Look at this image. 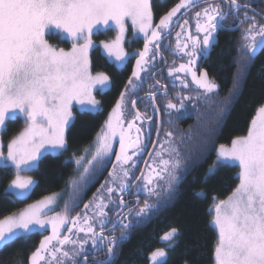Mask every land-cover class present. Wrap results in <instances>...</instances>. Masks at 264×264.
Returning a JSON list of instances; mask_svg holds the SVG:
<instances>
[{
    "label": "snow or ice",
    "instance_id": "snow-or-ice-1",
    "mask_svg": "<svg viewBox=\"0 0 264 264\" xmlns=\"http://www.w3.org/2000/svg\"><path fill=\"white\" fill-rule=\"evenodd\" d=\"M205 2L206 7L195 12L193 33L189 21L184 19L179 23L177 14L182 9L198 6L199 0H179L158 24L153 22L152 0H0V137L6 133L10 121L18 116L24 120L23 129L6 144L0 138V171H11L13 175L0 198L9 202L30 198L38 182L29 173L39 170L44 157L49 154L63 156L69 151L68 132L75 119L74 105L90 114L102 112L103 104L94 92L106 94L112 81L106 72L93 71L89 59V51L95 47L93 35L103 28L115 27V38L110 42L100 41V46L109 58L120 63L128 56L124 44L129 22L137 34H142L144 41L143 50L135 53L136 67L124 91L120 92L93 142L73 150L65 161L66 164L74 163L79 174L69 178L73 191H77L89 176L95 178V173L104 171L107 163L112 167L109 180L76 216L70 213L78 203L70 206L65 202L62 211H55L61 193L45 195L19 211L3 215L0 218V250L17 238L42 233L50 226V234L45 235L31 253L29 264H117V250L130 239L131 229L150 221L168 206L176 186L186 178L177 175L182 160L172 131L165 132L163 140L156 142L158 150L153 144V152L148 153L151 163L145 161L146 170H139V176L134 171L137 169L134 157L145 150L141 139L142 124L153 119L139 111L137 99H129L143 87L146 77L142 73L151 77L150 67L160 56L162 41L171 35L173 27H179L181 31L176 32L173 54L187 60L178 67L169 68L168 75L174 76L187 89L188 82L178 74H190L191 82L200 93L195 100L207 103L220 86L207 71L198 72V63L210 56L220 31L243 29L239 47L244 63L233 78L231 95L220 108L219 117L222 118L242 94L247 72L256 55L264 51V23L261 22L264 13L251 10L250 15L247 0L244 3L239 0ZM229 16L236 25L234 28H225ZM174 18H177L175 23ZM52 29L71 38L70 50L48 42L46 32ZM152 87L162 89L168 96L167 86L158 80ZM147 98L159 113L157 92L149 91ZM176 100L178 103L168 99L164 108L180 112L186 108V102L194 98L182 95ZM129 104L135 115L125 127L124 114ZM136 121H141V126H137ZM221 122L218 121L217 126ZM133 129L135 137L131 135ZM155 131L159 137L162 128L156 127ZM114 142H118L119 151L114 150ZM216 153V163L209 169L205 181L215 175L219 167L232 162L238 163L240 171L239 184L232 194L227 199L216 200L210 210L214 212L212 223L218 230L214 264H264V105L258 107L247 134L232 139L230 146L220 144ZM113 155L114 163L109 159ZM192 166L195 167V163ZM161 181L169 192L168 198L159 207L145 199L140 207L139 196H158ZM133 192L137 197L136 209L125 199V195L131 196ZM110 211L115 213V220L109 217ZM133 211L136 215L129 221ZM66 225H70L66 228L67 234ZM117 228L121 230L119 237L107 234L114 233ZM177 236L178 230L173 227L161 240L169 242L171 248ZM98 253H103L105 258L97 259ZM148 258L150 264H167L169 257L165 248H156Z\"/></svg>",
    "mask_w": 264,
    "mask_h": 264
},
{
    "label": "trees",
    "instance_id": "trees-1",
    "mask_svg": "<svg viewBox=\"0 0 264 264\" xmlns=\"http://www.w3.org/2000/svg\"><path fill=\"white\" fill-rule=\"evenodd\" d=\"M178 1L152 0L155 20L160 15L168 12ZM239 2L244 3L245 0H239ZM247 3L250 5V11L264 13V0H247ZM191 14L193 13H187L182 22L187 19L192 27V22L189 19ZM257 19L260 20V16ZM261 22L264 23V20H261ZM244 27H247V24ZM242 31L243 29L220 31L218 33V43L211 50L210 56L198 63V72L200 70L207 71L209 76L220 86L218 93L207 103L203 102L202 99L195 100V97L200 93L191 82L190 74V76L178 74L182 80L188 82L189 87L187 89L180 85V81L174 82V76L168 75L169 68L178 67L187 60L186 57L173 54L177 40L176 34L168 37L167 42L162 43L160 49V52L169 62L167 68L161 70L160 73H155V69L162 65V60L158 56L154 66L150 67L151 77L148 78V74L142 73L146 77L143 87L135 95L129 97V99L138 100L137 108L143 115L153 118L151 122L145 120L142 124L141 139L144 142L145 150L134 157L137 163V169L134 170L135 174L138 176L144 158L154 141L155 129L159 127L160 118L162 131L158 140L162 141L164 133L167 131L174 133V140L179 148L182 160L177 175L186 176V178L182 179L176 186L168 206L163 207L150 221L131 229L130 239L125 241L122 247L117 250L120 255L117 264H148L150 252L161 246V243L157 240L160 233L173 227L178 230V236L174 247L167 249L169 257L167 264H214L217 231L212 226L211 221L214 212L210 210L216 200L225 199L238 186L240 169L238 165L227 164L219 167L215 175H212L207 181H205V176L209 167L216 161V149L219 145L230 144L232 139L246 135L258 107L264 105V51H260L247 72L246 83L239 99L224 117H219L220 108L223 106L225 99L231 95L230 89L233 86V78L244 63L241 59V49L239 47L242 43ZM181 39H183V36ZM134 60L135 57H132L124 67L118 68L98 49L91 52L93 70L106 72L112 81L106 94L96 93L103 104L102 112L90 114L78 110L74 111L75 119L68 132L69 151L64 153L63 156L47 155L42 159L39 170L29 173L38 182V186L30 198L15 202L0 198V218L12 211H17L30 200L55 190L62 191L65 194L70 206L78 203L79 206L74 207L71 211V216L84 211V204L92 201L100 186L109 180L108 174L112 170L111 163L106 164L104 171L95 173V178L92 176L86 178L85 181L81 182L79 189L73 191L68 183L69 178L78 177L79 174L75 170L74 163L66 164L65 161L72 155L73 150L81 149L93 142L96 133L104 124L116 100L119 99L120 92L124 91L133 69ZM237 61L240 62L239 65ZM155 80L165 84L168 90L167 97L164 93L157 94L159 113L154 111L147 98L149 91H156L157 89L152 87ZM182 95H189L194 98L192 102H186L185 109L175 112L164 108L168 99L178 103L176 97ZM193 104L196 107H193ZM126 108L124 119L127 122L133 119L135 110L131 108L130 104ZM169 120L172 121L171 124L168 123ZM218 121H222L219 126H217ZM136 124L141 126V121H136ZM7 128L9 127L7 126ZM9 132L7 129L6 133L9 134ZM6 133L3 134V138H5ZM156 149H159L158 143ZM79 154L77 152V155ZM109 159L112 163L115 162L114 155ZM148 162L151 163L150 158ZM194 163L195 167L192 166ZM185 169H188L187 172H185ZM12 178L11 171L7 173L0 171V197H2L4 189ZM160 183L161 189L158 196L145 197L143 194L139 196L141 198L140 207L143 206L145 199L150 204L159 207L168 198L169 192L164 182L161 181ZM201 193L203 195H200ZM135 215L136 212L133 211L128 217L129 221ZM109 217L114 220L116 215L110 211ZM118 232V236H120L121 230ZM39 242V233H33L28 238H17L9 246L0 250V264H16L17 261L28 264L29 257L38 247Z\"/></svg>",
    "mask_w": 264,
    "mask_h": 264
},
{
    "label": "rangeland",
    "instance_id": "rangeland-1",
    "mask_svg": "<svg viewBox=\"0 0 264 264\" xmlns=\"http://www.w3.org/2000/svg\"><path fill=\"white\" fill-rule=\"evenodd\" d=\"M177 3H179V1L177 2ZM176 3V4H177ZM175 6V5H174ZM173 6V7H174ZM192 8V7H191ZM191 8H188V9H184V12L185 13H189V12H191L192 10H193V8L191 9ZM171 9V8H170ZM189 9H191V10H189ZM203 9V8H202ZM201 9V10H202ZM183 10V9H182ZM182 10H181V12H182ZM200 10V11H201ZM180 12V13H181ZM197 12V11H196ZM167 13V12H166ZM166 13H164V14H162V15H160V17L157 19V20H155V18H154V16H153V22H154V24H158L159 23V20H160V18L163 16V15H165ZM180 13H178L177 15L178 16H180L181 14ZM177 16V17H178ZM194 16H195V13L194 14H191V17H189V19L192 21L193 19H194ZM195 20V19H194ZM183 23V22H182ZM193 25V24H192ZM194 31H195V26H194V29H193ZM179 31H180V29H179ZM195 33V32H194ZM116 34H117V31H116V29H115V27L113 26L112 28H103V29H101L100 31H98V32H96L94 35H93V41H94V44H95V47H93L92 49H90V51H89V59H90V61H91V52L94 50V49H98L110 62H112L115 66H117L118 68H122V67H124L125 65H126V63H127V61L130 59V58H132V57H135V53H137L138 51H140V50H143V46H144V41H143V37H142V34H137L132 28H131V26H130V22H129V30L126 32V34H125V44H124V48H125V52L126 53H128V56L126 57V60H125V62L124 63H120V62H116L115 60H114V58H109L108 56H107V54L103 51V49H102V47L100 46V41H105V42H110L111 40H113L114 38H115V36H116ZM176 36V35H175ZM47 40H48V42L51 44V45H53L54 47H57V48H64L66 51H68V50H70L71 49V47H72V40H71V38H69L68 36H67V34L66 33H61L59 30H55V29H52V30H50V31H48V32H46V37H45ZM136 67V61L134 60V64H133V69ZM133 69H132V71H133ZM94 72H97V71H95V70H93ZM132 73V72H131ZM184 73H179V75H183ZM190 76V75H189ZM130 77H131V75H130ZM180 79H182V78H180ZM173 81L175 82V81H179V80H177V79H175V78H173ZM94 94L96 95V92H94ZM97 99H98V97H97ZM75 110H78V111H81V107L79 106V105H74V111ZM74 111H73V113H74ZM127 126V122L125 123V127ZM8 127L9 128H7L8 129V131H10L9 132V134H7L6 133V135H5V138H3V135H2V137H0V138H2L3 139V141H4V143L6 144L7 142H8V140H10L13 136H15L16 134H18V132L19 131H21L22 129H23V127H24V120H23V117L22 116H18L16 119H14V120H12V121H10L9 122V125H8ZM14 129V131L12 132V130ZM131 135L134 137V133H133V130H132V132H131ZM226 145H229L230 146V144H226ZM113 148H114V150L115 151H119V144H118V142H114V144H113ZM217 158V157H216ZM215 163H216V161H215ZM215 163L214 164H212L210 167H209V169L210 168H212L213 167V165H215ZM229 164H232V165H238V163L237 162H232V163H229ZM209 171V170H208ZM52 193H61L62 194V198L58 201V206L56 207V209H55V211L56 212H60V211H62V209H63V206H64V203L65 202H68V199L66 198V196H65V194L62 192V191H59V190H55V191H51V192H48V193H45L44 195H41L40 197H38V198H36V199H32V200H30L29 202H27L24 206H22L20 209H23L27 204H29V203H34L36 200H39V199H41L43 196H45V195H50V194H52ZM225 199H227V197L225 198ZM69 203V202H68ZM135 205V204H134ZM133 205V206H134ZM137 207V206H136ZM20 209H18L17 211H19ZM52 214H55V213H50V215H52ZM76 216V215H75ZM214 216V215H213ZM212 221H213V217H212ZM212 221H211V223H212ZM68 226H70V225H66L65 226V234H67L66 233V228L68 227ZM212 226L215 228V226H214V224L212 223ZM216 229V228H215ZM168 231H170V230H168ZM216 231H217V241H218V230L216 229ZM50 232H51V229H50V226H49V228H48V230L47 231H44V232H35V233H39L40 234V241L44 238V236L45 235H49L50 234ZM82 235V234H81ZM40 243V242H39ZM39 246V245H38ZM169 247V246H168ZM167 252H168V250L167 249H165ZM28 264H29V262H28ZM148 264H150V261H149V263Z\"/></svg>",
    "mask_w": 264,
    "mask_h": 264
},
{
    "label": "flooded vegetation",
    "instance_id": "flooded-vegetation-1",
    "mask_svg": "<svg viewBox=\"0 0 264 264\" xmlns=\"http://www.w3.org/2000/svg\"><path fill=\"white\" fill-rule=\"evenodd\" d=\"M208 2H211V0H208ZM216 2H219V0H216ZM222 7H223V5H221ZM204 7H206V2H205V0H199V3H198V6H196V7H194L193 8V10L190 12V13H195L196 11H200L202 8H204ZM182 11H184V9L182 10ZM181 14V13H180ZM249 14H252V12L250 11V13ZM259 16H257V18H258ZM183 19V18H182ZM182 19H181V21H180V23H182ZM176 20H177V18H174V23L176 22ZM192 27H191V31L194 33L195 31L193 30L194 29V26H195V20L193 19L192 21ZM236 25H235V23H234V21H233V18H232V16H229L228 18H227V20L225 21V28H228V27H235ZM176 28V29H175ZM174 29H175V31H174ZM179 27H173V30L172 31H174L173 33H172V35L173 34H176V32H179ZM180 31H181V29H180ZM171 35V36H172ZM170 37V36H169ZM168 38H166L165 40H163L162 41V43H166ZM160 56H162L163 57V59H160V60H162V65L161 66H159V67H157L155 70L157 71H155L156 73H160L161 72V70H159L164 64H165V62L167 63L166 64V66L163 68V69H165V68H167V66H168V64H169V62L167 61V59L165 58V56L163 55V53L162 52H160ZM160 56H159V58H160ZM162 69V70H163ZM154 79H155V77H154ZM156 81V80H155ZM161 85H164V86H166L165 84H162V83H160ZM162 89H159V88H157L156 89V91L155 92H159L158 94H160V93H162ZM135 130V129H134ZM135 133V132H134ZM137 197H136V195H135V193H133V195H131V196H129V195H125V199H126V201H128L129 202V206L130 207H133V205L135 204L134 203V201H135V199H136ZM139 199H141L140 197H139ZM136 208V207H135ZM134 208V209H135ZM126 210V209H125ZM116 219V218H115ZM114 219V220H115ZM120 229L119 228H117L116 229V231L114 232V233H112V232H108L107 234L109 235V236H111V235H116L117 237H119L118 235V231H119ZM165 232H167V231H165ZM165 232H163V233H160V235H159V237H158V241L161 243V246H159V247H157V248H165V249H168L169 247H168V243L169 242H165V241H162L161 240V237H162V235L165 233ZM155 250V249H154ZM153 250V251H154ZM120 256V255H119ZM105 257H104V254L103 253H98L97 254V259H99V260H103Z\"/></svg>",
    "mask_w": 264,
    "mask_h": 264
},
{
    "label": "water",
    "instance_id": "water-1",
    "mask_svg": "<svg viewBox=\"0 0 264 264\" xmlns=\"http://www.w3.org/2000/svg\"><path fill=\"white\" fill-rule=\"evenodd\" d=\"M193 8V7H192ZM191 8V9H192ZM191 9H189V10H191ZM188 13V12H187ZM187 13H182L178 18H179V22H180V20H181V18L185 15V14H187ZM176 29V28H175ZM175 29H174V31H175ZM174 31H172L171 32V35H172V33L174 32ZM170 35V36H171ZM165 40V39H164ZM166 62H165V64L159 69V70H162L165 66H166ZM157 72V71H156ZM155 72V73H156ZM154 73V74H155ZM153 78H154V75H153ZM159 92H157V94H158ZM162 93H163V91H162ZM159 127L161 128V120H160V118H159ZM135 135H136V133H134V137H135ZM158 141V137H157V134L155 135V138H154V141H153V143H152V145H151V147L149 148V150H148V153H150V152H153V144H156L157 145V142ZM148 153L146 154V156H145V158H144V161H143V164H142V167H141V169L140 170H145V168H146V165H145V161H149V155H148ZM140 175V172H139V174H138V176ZM136 207V205H134L133 206V208H135ZM125 211H127V210H125Z\"/></svg>",
    "mask_w": 264,
    "mask_h": 264
}]
</instances>
